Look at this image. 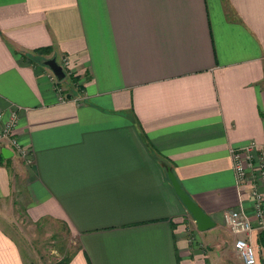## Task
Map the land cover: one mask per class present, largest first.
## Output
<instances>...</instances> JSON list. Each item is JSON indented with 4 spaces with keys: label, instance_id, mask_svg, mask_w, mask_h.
<instances>
[{
    "label": "crops",
    "instance_id": "obj_1",
    "mask_svg": "<svg viewBox=\"0 0 264 264\" xmlns=\"http://www.w3.org/2000/svg\"><path fill=\"white\" fill-rule=\"evenodd\" d=\"M0 112L32 158L1 144L0 216L28 195L79 237L68 264H229L238 236L263 264L224 211L253 212L231 150L264 144V0H0ZM0 264H28L1 220Z\"/></svg>",
    "mask_w": 264,
    "mask_h": 264
},
{
    "label": "built area",
    "instance_id": "obj_2",
    "mask_svg": "<svg viewBox=\"0 0 264 264\" xmlns=\"http://www.w3.org/2000/svg\"><path fill=\"white\" fill-rule=\"evenodd\" d=\"M2 117L3 113L0 112V120ZM17 123L18 115L15 112L0 127V147L4 141H8L14 150L31 162L30 152L15 132ZM231 154L236 183L241 186L248 181L253 182L250 192L253 212L251 215L241 203L237 207L226 209L224 220L233 232H244L250 235V232L256 227V222L258 227H264V193L260 188L261 185L264 186V144L251 139L244 145L233 147ZM234 247L244 264L257 263V248L248 236L236 237Z\"/></svg>",
    "mask_w": 264,
    "mask_h": 264
},
{
    "label": "rangeland",
    "instance_id": "obj_3",
    "mask_svg": "<svg viewBox=\"0 0 264 264\" xmlns=\"http://www.w3.org/2000/svg\"><path fill=\"white\" fill-rule=\"evenodd\" d=\"M29 202L31 200L28 195L20 192L14 216H0L1 222L20 244L28 264H64L63 261L73 256L81 247L79 237L73 234L67 225L53 218L46 216L33 219L27 211ZM228 262L243 264L235 250L228 257Z\"/></svg>",
    "mask_w": 264,
    "mask_h": 264
},
{
    "label": "water",
    "instance_id": "obj_4",
    "mask_svg": "<svg viewBox=\"0 0 264 264\" xmlns=\"http://www.w3.org/2000/svg\"><path fill=\"white\" fill-rule=\"evenodd\" d=\"M48 62L55 73L58 75V77H64L65 71L62 65L57 63L56 59H51ZM169 177L174 185L177 194L197 222L198 228L201 230H205L216 225V222L213 220L211 214L204 210L203 207L199 203H197L194 198L184 189L182 183L172 169H169Z\"/></svg>",
    "mask_w": 264,
    "mask_h": 264
},
{
    "label": "trees",
    "instance_id": "obj_5",
    "mask_svg": "<svg viewBox=\"0 0 264 264\" xmlns=\"http://www.w3.org/2000/svg\"><path fill=\"white\" fill-rule=\"evenodd\" d=\"M45 49V48H44ZM142 133L144 134V136H146L145 132L143 131V129L141 130ZM259 243L262 245V247L264 248V227L260 230L259 232ZM72 259V256L66 258L63 263L64 264H68L70 262V260Z\"/></svg>",
    "mask_w": 264,
    "mask_h": 264
}]
</instances>
